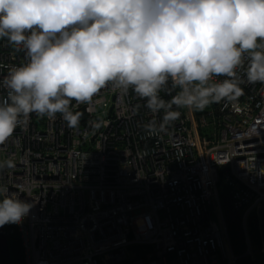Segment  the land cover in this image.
I'll return each mask as SVG.
<instances>
[{"label":"built area","instance_id":"obj_1","mask_svg":"<svg viewBox=\"0 0 264 264\" xmlns=\"http://www.w3.org/2000/svg\"><path fill=\"white\" fill-rule=\"evenodd\" d=\"M25 62L0 39V81ZM246 68L247 59L237 69L239 96L208 111L178 109L158 135L144 125L163 112L150 113L132 89L108 86L90 102L73 101L75 127L59 113H32L0 145V185L32 205L15 224L24 264H241L221 184L241 214L247 264H256L264 254V83H249ZM160 95L168 101L175 90Z\"/></svg>","mask_w":264,"mask_h":264},{"label":"clouds","instance_id":"obj_2","mask_svg":"<svg viewBox=\"0 0 264 264\" xmlns=\"http://www.w3.org/2000/svg\"><path fill=\"white\" fill-rule=\"evenodd\" d=\"M5 38L26 62L0 81V145L32 113H59L75 127L73 101L90 102L108 86L132 89L150 113L163 112L144 125L158 135L178 109L239 96L246 59L247 81L264 83V0H0ZM31 207L0 185V227L21 223Z\"/></svg>","mask_w":264,"mask_h":264},{"label":"trees","instance_id":"obj_3","mask_svg":"<svg viewBox=\"0 0 264 264\" xmlns=\"http://www.w3.org/2000/svg\"><path fill=\"white\" fill-rule=\"evenodd\" d=\"M219 189L234 252L240 257L241 264H247L250 260V257L245 256L247 247L245 233L241 222V214L239 211L234 209L232 198L228 190L222 184L219 186ZM4 227L9 242L12 264H24L23 250L15 224H5ZM248 234L252 243V247L256 251L260 244V233L257 220L254 215H252L248 221ZM259 257H262V261L260 263L257 260L256 264H264V254H260Z\"/></svg>","mask_w":264,"mask_h":264},{"label":"water","instance_id":"obj_4","mask_svg":"<svg viewBox=\"0 0 264 264\" xmlns=\"http://www.w3.org/2000/svg\"><path fill=\"white\" fill-rule=\"evenodd\" d=\"M0 264H12L9 242L5 227H0Z\"/></svg>","mask_w":264,"mask_h":264},{"label":"rangeland","instance_id":"obj_5","mask_svg":"<svg viewBox=\"0 0 264 264\" xmlns=\"http://www.w3.org/2000/svg\"><path fill=\"white\" fill-rule=\"evenodd\" d=\"M213 107H214L213 104H211V105H209L207 108H205L203 111L211 110ZM258 261L261 263V261H262V257H259V258H258Z\"/></svg>","mask_w":264,"mask_h":264}]
</instances>
